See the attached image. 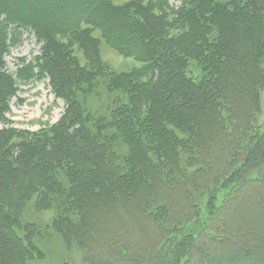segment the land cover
I'll return each mask as SVG.
<instances>
[{"label":"trees","instance_id":"1","mask_svg":"<svg viewBox=\"0 0 264 264\" xmlns=\"http://www.w3.org/2000/svg\"><path fill=\"white\" fill-rule=\"evenodd\" d=\"M140 2L0 0V123L16 78L65 103L37 132L0 127V264L38 253L30 206L88 264H264V213H239L264 208V0ZM23 32L39 54L14 78ZM102 41L141 66L111 70Z\"/></svg>","mask_w":264,"mask_h":264},{"label":"rangeland","instance_id":"2","mask_svg":"<svg viewBox=\"0 0 264 264\" xmlns=\"http://www.w3.org/2000/svg\"><path fill=\"white\" fill-rule=\"evenodd\" d=\"M109 1L115 6H120L130 0ZM147 4L148 0H141L140 2V5H146L150 8L148 14L160 16L161 12H163V7L156 4L155 0L152 1L150 6ZM93 33L95 37L100 36L97 32ZM59 40L65 41L66 38L61 36ZM39 47L40 45L34 36L27 32L21 33L19 44L11 47L5 56L7 72L15 78L18 68L22 67L23 64L33 62V58L39 54ZM97 55L102 64L107 65L116 72L141 66L139 62L132 58L124 57L109 48L104 41L99 43ZM80 59L85 65V56H80ZM16 86V95L9 102L6 123L5 125L0 123V127L9 125L13 128L37 132L41 128L55 124L60 120L65 110V103L53 95L47 78H32L28 80L16 78ZM263 117L264 114L262 113L259 119L262 120ZM254 212L245 208H240L239 210V213H245L249 215L250 219H254L255 217H261L264 213V208L261 211ZM52 215H54L52 209L37 211L33 206H30L26 216L23 217V219L31 223L38 220L40 224L37 226V230L42 231L40 234L36 232L31 239L38 253L34 252L25 264H88L83 259L82 249L75 244H66L62 236L54 229H50L51 233L49 235V230L45 231L44 228L46 226L44 225H49ZM240 228L241 230L237 232L242 233V231L246 230V227ZM249 232L256 234L258 230H250ZM250 261L253 262L252 259Z\"/></svg>","mask_w":264,"mask_h":264}]
</instances>
